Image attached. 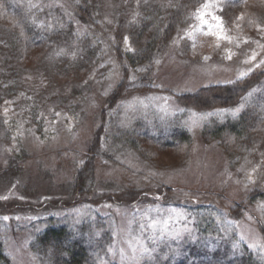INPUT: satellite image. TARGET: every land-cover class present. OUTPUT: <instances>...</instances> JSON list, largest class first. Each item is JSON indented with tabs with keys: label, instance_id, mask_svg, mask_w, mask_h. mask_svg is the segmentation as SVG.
Returning a JSON list of instances; mask_svg holds the SVG:
<instances>
[{
	"label": "rangeland",
	"instance_id": "rangeland-1",
	"mask_svg": "<svg viewBox=\"0 0 264 264\" xmlns=\"http://www.w3.org/2000/svg\"><path fill=\"white\" fill-rule=\"evenodd\" d=\"M12 2L11 21L30 43L17 62L0 54V196L17 204L1 202L0 212L24 210L0 219L13 264H53L32 241L57 224L88 264H264V248L250 247L264 245V0H217L210 11L222 24L206 16L211 30L193 16L206 0ZM233 5L244 10L231 19ZM150 14L164 24L175 16L176 32L153 61L133 63L120 54H141ZM259 73L235 108L199 111L179 99ZM240 117L261 132L228 154L212 133ZM101 124L98 194L72 196ZM13 167L16 180L4 179Z\"/></svg>",
	"mask_w": 264,
	"mask_h": 264
},
{
	"label": "trees",
	"instance_id": "trees-1",
	"mask_svg": "<svg viewBox=\"0 0 264 264\" xmlns=\"http://www.w3.org/2000/svg\"><path fill=\"white\" fill-rule=\"evenodd\" d=\"M12 6V0H0V54L6 56L7 53H9L7 58L13 59L12 62H17L16 57L19 58V54L22 51L18 52V49H21L22 44H24L26 48H29L30 43H28L25 39L23 40L20 36V31L18 30L19 28L11 21V16L13 15ZM240 9L244 10L242 7L236 5L226 7L225 15L228 17L232 16V19L234 18L235 11ZM172 17L173 18H170L169 21L164 24L165 18L162 19V22H155V16H153V14L146 16L142 22L150 24L152 28L151 32L148 34L149 37L147 42L144 43V46L141 48V54L137 56L132 53H128L126 55L120 54V56L129 59L133 63L138 62V64H146L153 61L156 56L162 52L176 32V18L175 16ZM12 27H15V29H12ZM25 28L30 33L33 31L32 25L30 24H25ZM32 37L33 36H31V38ZM262 80L263 73H259L248 78L236 80L230 84L201 87L194 93H184L180 95L179 99L184 105L199 111H209L217 108H235L256 86L262 82ZM119 89L120 86L114 89L111 93L109 99L110 104H113L120 98ZM245 121L246 119H242L241 117L236 119L232 118L228 120L226 124L220 125V127L212 133L221 146L229 152L228 154L233 152L234 143H237L239 148L244 150L245 147L247 148L248 146L246 141L250 138V135L255 133V131L258 133L261 132L258 128L246 124ZM103 129L104 125L101 124L94 134L92 145L86 153V157L81 165V168L76 170L74 180L70 182L67 187L70 195L72 196L83 198L96 196L98 194L95 176V161L96 156L101 153L99 146L101 143L100 137ZM226 133L231 136L234 135L236 139L229 141ZM187 137L188 136L184 132L179 140L180 143L178 146L176 144L178 149H180L181 146H185ZM155 146L159 147L157 144H155ZM15 174H17V169L13 167L9 168L8 172L1 176H3L4 179H12L13 177L12 180L15 181L17 178H15ZM258 193L260 192L258 191ZM14 198H16L15 194L0 196V209L2 208L1 202L7 203V201H9V205L6 204V206L15 207L17 204L15 201H12ZM48 200H44V202L39 201V203L36 204L40 205L41 202V204H45ZM49 204L50 203H47L45 206L47 207ZM22 206L30 211L31 207L29 203L24 202ZM23 211L24 210H17L15 213L10 214V216L7 213L0 212V219L5 220V217L16 219V215L21 214ZM32 249L43 254H47L49 260L53 264H88L89 260V255L86 252V249L77 240H72L71 237H69L66 226L59 224L48 226L43 232H41L37 238L32 241ZM0 264H13L11 257L5 251L4 244L1 239Z\"/></svg>",
	"mask_w": 264,
	"mask_h": 264
},
{
	"label": "snow or ice",
	"instance_id": "snow-or-ice-1",
	"mask_svg": "<svg viewBox=\"0 0 264 264\" xmlns=\"http://www.w3.org/2000/svg\"><path fill=\"white\" fill-rule=\"evenodd\" d=\"M218 8H220V6H219V3L217 2V0H206V2L200 8H198L195 13H193L194 18L200 22V24L197 25L196 27H199L201 25H207L210 30L213 28V25L209 23V20L205 19L206 16L210 17L214 21H217L218 23H217L216 27H219L220 24H222V18L214 15V13L212 11H210L211 9H218ZM220 10H222V9H220ZM242 18L243 17L241 16L239 19H242ZM254 58L255 57L253 56L252 59H254ZM261 63H264V61H262ZM244 75H246V74L241 73V77H243ZM240 107H243V105H241ZM240 107H238L236 109H218L217 112H214V113L202 114L201 118H205L207 116L215 115L217 113H226V112H231L233 115H235L236 113H238L240 111ZM193 123H197V121L194 120ZM4 219H8V218L5 217ZM250 247L264 248V245H259V244L254 243V244H251ZM145 251H147V248H145Z\"/></svg>",
	"mask_w": 264,
	"mask_h": 264
}]
</instances>
